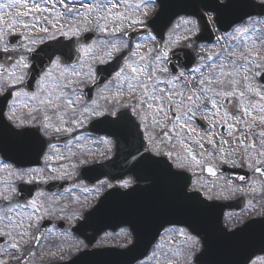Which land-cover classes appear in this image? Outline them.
Here are the masks:
<instances>
[{
  "label": "flooded vegetation",
  "instance_id": "1",
  "mask_svg": "<svg viewBox=\"0 0 264 264\" xmlns=\"http://www.w3.org/2000/svg\"><path fill=\"white\" fill-rule=\"evenodd\" d=\"M7 2L8 0H0V3ZM87 2L92 3L93 0H87ZM76 6L80 7L79 4ZM80 10L83 11L82 8ZM0 11L14 14L15 9ZM62 11H64L63 8ZM25 19L32 21V17ZM188 24L180 26L179 30L194 33L189 31L193 27L191 25L188 27ZM17 32H25V30L18 28ZM49 35H51V28ZM61 37L77 38L78 47L82 45L80 40L82 33L79 37H65L58 34L55 38L46 39L44 43L29 45L33 51L25 52L21 46L26 41L22 37H6V39L14 40L15 43L8 45V52L0 50V65L4 66L0 68V76L7 78L9 72L13 70L11 68L13 61L18 56L24 55L29 67L16 69L15 72L16 75L23 73L26 83L33 65L31 55L46 42L55 41ZM152 37L155 36L150 33L137 42L148 39L146 42L149 44L154 41ZM127 43L129 49L135 44ZM154 44L157 48L158 44ZM57 58L61 60L60 56H56L54 61ZM71 66L62 65V67ZM48 70L49 68L45 72ZM207 71L208 69H205L206 73ZM31 85V88H24L23 84L17 87L32 93L36 91L37 82ZM88 85H78L82 92V101L79 106L92 107L91 100H96L104 114L89 116L90 119L83 128H78L71 133L61 132L54 135H45L40 129L39 120L26 121V126L35 134V138L42 136L46 139L47 147L42 148L43 141L42 144L37 143V146L23 153L14 148L17 153L27 155L23 158V163L0 164V168L8 166L9 170L31 173V177L14 182L16 193L12 203H19L22 207L14 210L11 215L25 227L32 223L30 235L25 238L29 242L25 244L19 235L13 232L15 240L4 237L5 241L0 245L2 250L8 248V244L19 242L18 249L11 248L16 252L13 264H125L123 259L132 261L131 264H168L169 261L171 264H244L246 258L253 253L254 259L264 257V172L254 171L256 167L264 168V163H257L258 156L254 157L253 163H249L243 156H229L228 159L234 160L235 164H224L218 154L207 155L212 152V145L206 142L208 133L196 131L197 135H200H196L197 139L205 137L206 156L202 167H192L191 170L183 171V177L188 183V191L199 194L207 207L193 209L187 201L178 199L172 183L162 175L155 177L151 188H148L147 182L143 180L139 182V187L135 190L120 188L118 184L121 179L132 180L134 185L136 183L131 172L137 166L136 160L133 159V156L137 159L139 156L135 152L137 142L125 139L118 144L117 139L110 135L111 130H114L111 121L117 117L106 110L110 106L103 97L111 98L114 91H106L103 85L91 97L86 93ZM0 99L4 101L2 95ZM13 99L17 101L18 114L27 113L28 108L24 106L25 104H34L27 97L8 98L9 102ZM8 110L6 103V120L16 130H20L16 124L7 119ZM115 111L118 113L126 109L118 107ZM49 114L52 115V113ZM105 118L110 133L106 135L90 131L92 121ZM55 119L53 115V120ZM206 121L198 118L194 122V127L202 130L199 122ZM104 126L105 124H102L100 128ZM227 136L228 132L225 134V137ZM56 137H60L61 140H56ZM64 137L66 139L62 140ZM104 139L111 140V144L104 145L101 142ZM191 140L192 137H188V146L197 154V158H201L199 145L191 143ZM173 143H177L175 137ZM12 144L15 145V142L12 141ZM49 145H55V151ZM42 150L43 154L41 158L39 157V163H34L35 154ZM162 150L167 152L169 148L163 146ZM176 150L183 151L179 144L173 151ZM118 155L121 156L118 157ZM203 166L213 167L216 175L213 176L204 171ZM235 169L246 170L248 174L245 173V175L249 178L247 180L237 178L236 173L231 171ZM29 179L31 182H27ZM12 182L13 178L7 175V171L0 170V191ZM46 184L60 186L46 187ZM34 185L38 186L32 189L30 186ZM253 189L255 191H252ZM33 199L43 203L44 208H47L51 215L44 216L43 209L40 213H35L30 207H23ZM225 202H234L235 205L222 210L221 204ZM0 206L6 208L9 205L0 201ZM100 207L101 210L98 211ZM36 215L44 216V218L39 223L34 218L29 221V216ZM181 231L184 235H180ZM193 240L197 242L195 247H192ZM158 244L163 247L157 248ZM153 252L156 253L155 256Z\"/></svg>",
  "mask_w": 264,
  "mask_h": 264
},
{
  "label": "snow or ice",
  "instance_id": "2",
  "mask_svg": "<svg viewBox=\"0 0 264 264\" xmlns=\"http://www.w3.org/2000/svg\"><path fill=\"white\" fill-rule=\"evenodd\" d=\"M51 2L52 0H31V3L29 0H8L7 3H0V10L15 9L14 14L0 11V50L8 52V45L15 43L14 40L6 39V37H22L26 43L21 47L25 52H32L33 49L29 45L44 43L46 39L55 38L56 34L65 37H79L82 32L93 28L100 33L115 36L124 30L123 25L126 21L132 26L146 23L140 17L132 18L126 11H120L121 6L127 9V0H93L92 3H88L87 0H58L64 11L57 12L54 18L51 17V13L55 5L48 6ZM143 2L144 0H141V3ZM77 4L80 5L79 8L76 6ZM218 6L228 7L227 4H218ZM136 7L139 8L140 4H137ZM21 9L23 10L21 11ZM44 13L49 15L45 16ZM26 17H32L34 22L26 20ZM184 23H193L194 25L192 21H184ZM110 27L111 32L109 33ZM18 28L24 29L25 32H17ZM50 28L52 29L51 35H49ZM261 29L255 28V22L252 26L254 35H248V27L234 28L233 34L227 37L228 43L221 52L216 54L221 62L207 65V73L201 71L205 65L193 70L194 73L199 74L198 79L194 74L169 72L168 68L163 66L168 55L166 51L162 55L158 54L150 59L153 51L161 53V49L158 47L149 49L146 54L142 55L139 51L141 45L137 44L134 48L129 49L127 42L121 43L120 40H113L108 51L100 56L91 55V59L95 63L103 64L106 63L105 57L111 58L113 53L129 49L125 52L128 59L125 60V56L120 57V60L123 61L122 66L115 72L113 80L105 85V90L114 91V95L111 98L103 97L110 106L106 110L112 116L117 117L111 121L114 130L110 135L117 140L124 138L137 142L135 152L139 156L138 159L133 156L137 166L131 172L136 183L134 185L132 180L121 179L118 187L135 190L139 187V182L143 180L147 182V187L151 188L155 177L162 175L172 183L178 199L187 201L193 209L207 207L200 199L199 194L188 191V183L184 181L183 177V171L191 170L192 167H202L203 159L206 156L205 137L196 138L197 133L193 123L198 118L208 121L206 142L212 145V152L207 155L218 154L224 164H235V161H230L228 157L241 155V148L244 154H247L248 148H255L253 143L245 144L243 132L239 137L234 136V133L239 131L237 125L241 123L245 125L246 130L250 131L252 125L243 119L245 116H250L253 122L258 120L264 126V106H261L259 115L253 116L244 104L245 92L241 90V86H243L249 91H254L261 100H264V23L261 24ZM189 31H194V27ZM152 39L155 40V37ZM220 39H224V37ZM65 47L67 51L60 50V55L64 57V63H67L72 58L71 44ZM79 50L86 56L93 53V47L90 45H81ZM12 51H17V49H12ZM53 55L55 52L48 56L51 68L40 76L36 91L32 93L17 87L21 84L24 85V88L32 87L31 83H25L23 73L16 75L15 72L16 69L29 67L25 62L24 55L18 56L13 61L11 65L13 70L9 72L7 78L0 76V95L4 97L9 109L7 119L20 129L16 130L4 123L2 119L4 113L0 112V152L4 151L3 139L5 135L15 142L16 150L22 153L31 150L37 143H43L35 138V134L26 126V121L39 120L40 129L44 134L54 135L75 130L82 126L84 120L89 116L104 114L96 100H91L92 107L81 108L79 106L82 101V92L78 90V85L87 79L95 80V70L92 66L89 65L86 73L82 71L84 67L82 64L79 66L81 70H78L75 65L62 67L59 58L55 61L52 60ZM212 59V56L207 57L208 61ZM0 68H4V66L0 65ZM53 69L59 70L58 74H54ZM257 79L260 81L259 86L253 88L252 82ZM9 97H27L34 104H25L24 106L28 108L27 113L18 114L17 101L13 99L9 102ZM227 97L238 99L239 104H234L233 108L241 112L240 116H232L228 111L221 114L220 109L224 106L223 100ZM118 107L124 108L126 111L117 113L115 109ZM53 115L56 118L55 121ZM218 123H223L229 129L228 136L239 140V147L229 146L226 149L224 147L228 144L226 139H221L219 146L217 145L212 129ZM259 136L261 138L260 155L264 156V130L259 133ZM174 137L177 141L176 144L173 143ZM188 137H192L191 143L199 145L201 158H197V154L188 146ZM76 139H80V137H76ZM101 142L106 146L111 144L109 139H104ZM177 144L183 151H173L177 148ZM163 146H168L169 151H163ZM49 147L55 151V145H49ZM257 163H264V161ZM249 166L251 167V165ZM4 168L7 175L13 178V182L8 183L7 187L0 191V201L9 205L6 208L0 206V223L7 221L4 227L9 229V231L0 230V238L10 237L15 240L13 232H16V235H19L20 239L27 244L29 241L25 238L30 235L32 223L30 222L25 227L22 222L14 220L9 213L22 207L19 203H12L16 193L14 182L31 177V173L9 170L8 166H4ZM203 170L213 176L216 175L211 166H203ZM254 171L262 173L264 168L256 167ZM27 182H31V179ZM123 194L127 195L128 193ZM23 207H30L35 213H40L43 209L44 216L51 215L48 209L44 208L43 203H39L36 199L31 200ZM44 216H29L28 219L31 221L34 218L39 223ZM180 235H184L183 231L180 232ZM196 243L193 240L192 247H195ZM19 246V242L10 244L12 249H18ZM162 247V245H157V248ZM155 255L156 253L153 252V256ZM254 255V253L249 255L244 264H264V257L254 259ZM0 264H7V262L0 260ZM168 264L171 262L169 261Z\"/></svg>",
  "mask_w": 264,
  "mask_h": 264
},
{
  "label": "rangeland",
  "instance_id": "3",
  "mask_svg": "<svg viewBox=\"0 0 264 264\" xmlns=\"http://www.w3.org/2000/svg\"><path fill=\"white\" fill-rule=\"evenodd\" d=\"M259 1H263L264 2V0H259ZM137 4H141V6L139 8H137L136 7ZM155 4H156L155 0H153L152 3H151V0H146V4L145 5L143 3H141V0H138V1H136V0H127V5H128L127 9H125L124 6H121L120 11H126V13L129 16H131L132 18L140 17V18L144 19L145 22H146L152 16V14L154 13L153 12L152 14L148 15V13L152 10V7H153V9L154 8L156 9V5ZM52 5H55V7L53 8V11L51 13V17L54 18L56 16L57 12H63V11H62V7H60L59 3L57 5V0H52L51 4L48 5V6L52 7ZM144 13H147V15H144ZM209 18H210L211 24L214 26V15L210 14ZM184 21H192V22H194V25H193V23H189V24L188 23H184ZM254 22H255V28L257 30H262L261 29V24L264 23V17H251L247 21H245L242 24V26H240V27L241 28L248 27L249 28L248 35H254V33L252 32V26H253ZM187 24H188V27H191V26L194 27V33L193 32L186 33V32H183V31L179 30L180 26H182V25L186 26ZM139 26H141V25L132 26L126 21L124 23V25H123V29L127 30V29H131V28H136V27H139ZM89 30H94V29L90 28ZM197 31H198V26H197V23L195 21H193L192 19H190V20L180 19L178 22H176V25L174 26V28H172L168 32V37H167V40L165 42V45L163 46V48L161 50V53H156V52L153 51L151 53V57H149V58L151 59L152 57H155L158 54L162 55V53L164 51H166L168 53L167 58H166V62H167V60L169 58V53L173 49H175L177 47L184 46V45L191 46L193 48H196L195 52H196V55L198 56V62H197V65L195 66V68H197V67H199L201 65H205L204 67L201 68V71L206 73L205 69H208L207 65H211L213 63H220L221 62L219 60V58L216 56V54L221 52L222 49L224 48V46L228 43L227 37L230 34H233V31L231 33H222V34L218 32L219 36H218V39L216 40V42L213 45H204V46L196 44L195 41H194V35L197 33ZM110 32H111V27L109 28V33ZM51 33H52V29H51ZM97 33L99 34V38L96 39L93 43L89 44L90 46L93 47V53L88 55V56H86L82 52V55H83L82 61L77 66V69L81 70L79 66L82 64L84 66L82 71L85 72V73L88 71L89 65H91L92 68L95 70L96 66L98 64H100V63H95L93 61V59H91V55L100 56V55H102V53L108 51L110 49V45H111L113 40H120L121 43H124V39H123L124 33H123V31L117 33L115 36H113L111 34L100 33L99 31H97ZM56 35H58V34H56ZM221 37H224V39H220ZM104 42H107V43H104ZM82 45H86V44L83 43ZM139 45H141V48H140L139 51H140V54H142V55L146 54L149 49H154L155 48L154 41L150 42L149 44H148V42H143V43H140ZM79 49H80V47H79ZM117 54L118 53H113V56L111 58L105 57L106 62L112 60L114 58V56L117 55ZM208 56H212L213 59L211 61H208L207 60ZM163 66L167 67L166 63H164ZM58 71L59 70H57V69H53L54 74H58ZM192 74L196 75L197 79L199 78V74L198 73H194V72H192L191 74L187 73L186 75H192ZM162 78H165V76H162ZM237 79H238V77H237ZM91 81H92V79H87L81 84H89ZM259 83H260V81L258 79L253 81L252 82L253 88L258 87ZM78 90H80V89L78 88ZM241 90L245 92V96L243 98L245 106H247L249 108V111L252 113L253 116L259 115L261 106H264V100H261V98L259 96H257L254 91H249V90L243 88V86H241ZM106 97H108V96H106ZM227 98H229L231 100V103H235V105L239 104V101H238L237 98H234V97H227ZM100 101H102V100L100 99ZM253 105H254V107H253ZM220 111H221V114H223L224 111H228L232 116H240L241 115L240 111L234 110V108H231V107L227 108V107L223 106L220 109ZM89 119H90V117L85 119L83 125L80 126V127H77L76 129L83 128L86 125V123L88 122ZM243 119L246 120L250 125H252L250 131L246 130L245 125L243 123H241V124L237 125V128L239 129V131L234 133V136L239 137L241 132H243L244 133L245 144L253 143L255 145V148H251V147L248 148L247 154H244L243 153V149L241 148L240 149L241 155H238V156L245 157L246 159H248L249 163H253L255 161L254 160L255 156H258V161H264V156L260 155V151H261V149H260V139L261 138L259 136V133L262 130H264V126H262L259 123L258 120L256 122H253L252 118L250 116H245V117H243ZM229 123H232V121H229ZM221 124H223V123H218L216 125V127L212 129V132L215 133V137L214 138H215V140L217 142V145L219 146V143H220L221 139H226V140H228V144L224 145V147L226 149L229 146H231V147H239V140L234 139L233 137H230V136H227V137L223 138L221 136V134H219L218 127ZM194 126L195 125L193 123V127ZM195 128H196L197 132H201L202 131V130H198L197 127H195ZM73 131H71V132H73ZM227 131H229L228 128H227ZM197 136H200V135H197ZM235 156H237V155H235ZM1 163H2V161L0 159V164ZM0 170H5V168L1 167ZM12 214H13V212L9 213V215H12ZM6 223H7V221H4V223H0V230L9 231V229H6L4 227V224H6ZM8 245H9L8 248H4V249L0 250V260L6 261L7 264H13L12 262H13V258L16 256V252L11 249L10 244H8Z\"/></svg>",
  "mask_w": 264,
  "mask_h": 264
},
{
  "label": "water",
  "instance_id": "4",
  "mask_svg": "<svg viewBox=\"0 0 264 264\" xmlns=\"http://www.w3.org/2000/svg\"><path fill=\"white\" fill-rule=\"evenodd\" d=\"M158 2L159 10L156 13L155 17L150 20L149 25L162 40H164L165 33L172 22L175 20V18L181 15L195 16L196 18H198L202 29L201 33L197 36V40L207 42H212L214 40V34L207 22L203 11L215 13V22L217 23L219 29L222 31H229L233 26L241 23L251 16L264 15V3L258 2L257 0H226L224 2H221L220 0H158ZM218 4H227L228 7H219ZM144 32L145 31H137L135 33L128 34V36L130 38H136L138 36H141ZM95 36L96 35L94 33L85 34L84 40L86 42H90ZM67 44H71L72 57L71 60L67 63L77 61L79 57L78 54L74 53L73 41H71L70 43L68 42ZM59 45V42L47 44L38 52L41 53L40 57H38L37 54L34 56L36 63L33 66L31 74V78H33V80H37L42 71L49 65L48 56L53 52H55V55L57 53H60V50L62 49ZM55 55H53L52 58ZM121 56H125V54ZM121 56L117 57L113 63H110L107 66L98 67L99 78L94 83L90 91H92L95 86L105 83L112 76L113 72L119 69L123 62L120 60ZM171 56L177 61L178 64L186 69L191 68L195 63L194 56L187 50H175L171 54ZM170 67L172 72L174 71L175 73H177V67L171 61ZM4 110L5 104L0 105V112L4 113ZM2 119L4 123L9 124L4 116L2 117ZM104 121L105 120H100L93 123L92 130L101 131L103 133H110L106 123L104 128L98 127ZM117 141L119 144L124 142L125 139L121 138ZM11 143L12 139L5 135L3 139L4 151L1 153L5 159L20 163V159H22L23 156L20 154H15L13 152V144ZM119 156L121 155H118V157ZM100 210L101 207L98 209V211ZM130 262L132 261H129L126 264H130Z\"/></svg>",
  "mask_w": 264,
  "mask_h": 264
}]
</instances>
